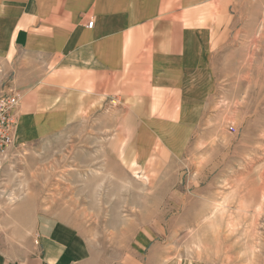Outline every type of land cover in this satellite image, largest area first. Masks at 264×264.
I'll use <instances>...</instances> for the list:
<instances>
[{"label": "rangeland", "instance_id": "1", "mask_svg": "<svg viewBox=\"0 0 264 264\" xmlns=\"http://www.w3.org/2000/svg\"><path fill=\"white\" fill-rule=\"evenodd\" d=\"M190 5L207 34L176 101L36 61L26 107L15 71L0 70L29 122L0 156L7 254L33 250L34 210L70 226L81 264H264V0Z\"/></svg>", "mask_w": 264, "mask_h": 264}, {"label": "crops", "instance_id": "2", "mask_svg": "<svg viewBox=\"0 0 264 264\" xmlns=\"http://www.w3.org/2000/svg\"><path fill=\"white\" fill-rule=\"evenodd\" d=\"M191 1L0 0V70L15 71L26 107L29 82L23 78L31 75L28 65L36 61L44 63L40 70L55 61L62 68L75 62L94 77L101 73L105 91L107 74L114 77L112 88L119 85L123 92L135 86L128 78L141 80L152 94L141 100L154 102L156 91L165 94L167 102L176 101V93L184 91L193 68L201 64L198 56L207 34L205 26L191 21ZM90 19L93 25L88 27ZM117 77L125 80L116 82ZM179 78L182 83H177ZM18 101L21 139L29 122L19 94ZM25 216H38L33 250L16 257L0 248V264H81L68 224L52 220L45 211L28 210Z\"/></svg>", "mask_w": 264, "mask_h": 264}, {"label": "built area", "instance_id": "3", "mask_svg": "<svg viewBox=\"0 0 264 264\" xmlns=\"http://www.w3.org/2000/svg\"><path fill=\"white\" fill-rule=\"evenodd\" d=\"M92 21L87 23L88 27ZM19 101L16 90L13 87L0 90V156H5L15 146V137L18 125Z\"/></svg>", "mask_w": 264, "mask_h": 264}, {"label": "bare ground", "instance_id": "4", "mask_svg": "<svg viewBox=\"0 0 264 264\" xmlns=\"http://www.w3.org/2000/svg\"><path fill=\"white\" fill-rule=\"evenodd\" d=\"M16 140V139H15Z\"/></svg>", "mask_w": 264, "mask_h": 264}]
</instances>
